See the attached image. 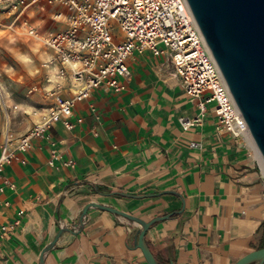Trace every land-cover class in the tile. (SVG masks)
<instances>
[{
    "label": "crops",
    "instance_id": "obj_1",
    "mask_svg": "<svg viewBox=\"0 0 264 264\" xmlns=\"http://www.w3.org/2000/svg\"><path fill=\"white\" fill-rule=\"evenodd\" d=\"M54 10L62 9L32 6L22 19L39 32L61 29ZM21 24L4 18L0 39L24 36L42 48L43 57L23 97L20 79L0 80V119L6 114L0 143L44 118L53 103L44 89L60 82L63 96H71L69 83L55 77L56 65H45L53 52ZM127 64L123 91L93 89L73 105L81 123L69 130L53 124L3 166L0 264H40L43 248L60 228L65 230L43 253V264H147L133 247L136 225L120 215L89 207L75 230L89 202L145 221L171 214L144 234L159 264H232L264 243V172L248 135L219 129L212 104L184 131L180 118L193 119L198 108L167 55L133 51Z\"/></svg>",
    "mask_w": 264,
    "mask_h": 264
},
{
    "label": "built area",
    "instance_id": "obj_2",
    "mask_svg": "<svg viewBox=\"0 0 264 264\" xmlns=\"http://www.w3.org/2000/svg\"><path fill=\"white\" fill-rule=\"evenodd\" d=\"M32 6L61 8L52 12V19L63 22V28L36 30L22 19ZM6 17L11 18V24L21 22L27 35L53 52L45 65H56L55 77L69 83L71 96H63L65 87L60 82L44 89L53 99L48 113L25 134L15 139L4 137L0 143V172L5 164L19 159L17 153L24 154L31 148L33 137H42L53 124L59 122L69 130L81 123L82 118L73 114V105L93 89L105 85L113 92L123 91L124 80L130 75L127 59L133 51L167 55L185 95L195 100L198 108L193 119L180 118L184 131L199 123L208 104H212L219 129L235 137L248 135L186 0H0V28ZM46 82L50 83V78ZM189 146L200 145L190 142ZM20 162L24 163L25 157Z\"/></svg>",
    "mask_w": 264,
    "mask_h": 264
},
{
    "label": "water",
    "instance_id": "obj_3",
    "mask_svg": "<svg viewBox=\"0 0 264 264\" xmlns=\"http://www.w3.org/2000/svg\"><path fill=\"white\" fill-rule=\"evenodd\" d=\"M186 2L246 123L252 142L264 159V0ZM89 207L103 209L132 221L136 225L133 247L140 249L147 264H159L147 247L144 234L154 222L166 219L171 214L145 221L118 209L89 202L83 207L75 230H80L82 218ZM64 230L60 228L43 248L40 264H43V253L52 247ZM232 264H264V246L246 253Z\"/></svg>",
    "mask_w": 264,
    "mask_h": 264
},
{
    "label": "rangeland",
    "instance_id": "obj_4",
    "mask_svg": "<svg viewBox=\"0 0 264 264\" xmlns=\"http://www.w3.org/2000/svg\"><path fill=\"white\" fill-rule=\"evenodd\" d=\"M117 34L119 35L118 32ZM42 51L41 47L24 36H15V38H8L5 36L1 38L0 80L11 78L20 79L18 82L23 90V93L20 95L23 97V95L26 94V87L36 80V77H34L35 74H33L32 71L39 66L41 57H43ZM1 91L3 92L4 90ZM15 94L16 96L18 95L17 93ZM0 106L3 107L1 104ZM5 116L6 114L4 117L2 114L0 122L6 120Z\"/></svg>",
    "mask_w": 264,
    "mask_h": 264
},
{
    "label": "bare ground",
    "instance_id": "obj_5",
    "mask_svg": "<svg viewBox=\"0 0 264 264\" xmlns=\"http://www.w3.org/2000/svg\"><path fill=\"white\" fill-rule=\"evenodd\" d=\"M248 130V129H247ZM248 137L251 139L250 135H249V132H248ZM252 141V139H251ZM256 149V147H255ZM256 154H257V157H258V161L260 163V166H261V170L262 172H264V159H262V157L260 156V154L258 153L257 149H256Z\"/></svg>",
    "mask_w": 264,
    "mask_h": 264
},
{
    "label": "trees",
    "instance_id": "obj_6",
    "mask_svg": "<svg viewBox=\"0 0 264 264\" xmlns=\"http://www.w3.org/2000/svg\"><path fill=\"white\" fill-rule=\"evenodd\" d=\"M261 246H264V243H262V245Z\"/></svg>",
    "mask_w": 264,
    "mask_h": 264
}]
</instances>
